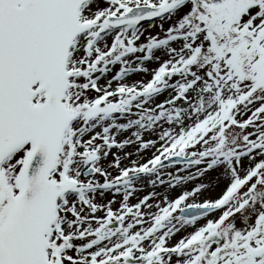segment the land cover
Masks as SVG:
<instances>
[{"label":"snow or ice","instance_id":"6c2138e0","mask_svg":"<svg viewBox=\"0 0 264 264\" xmlns=\"http://www.w3.org/2000/svg\"><path fill=\"white\" fill-rule=\"evenodd\" d=\"M0 264H264V0H0Z\"/></svg>","mask_w":264,"mask_h":264},{"label":"rangeland","instance_id":"374dc122","mask_svg":"<svg viewBox=\"0 0 264 264\" xmlns=\"http://www.w3.org/2000/svg\"><path fill=\"white\" fill-rule=\"evenodd\" d=\"M155 23H156L157 25H159V23H161V21H160V20H157ZM169 23H170V22H168V21L164 22V26H165V28L168 27ZM145 27H147V24H145ZM149 31H151V32H158V31H159V28H158V27H154V28H152V29H149ZM162 58H167V57H162ZM153 64H154V67H155V62H153ZM146 78H148V77H146ZM173 79H175V78H173ZM167 95H168V94L165 92L164 95L160 97V99H163L164 96H167ZM148 190H150V189H148L147 186L145 185V187H144V191H142V192H138L136 195H138V196H139V195H143L144 192H145V191H148ZM157 190H159V189H157ZM132 202H135V199H133ZM237 223L239 224V221H237Z\"/></svg>","mask_w":264,"mask_h":264},{"label":"bare ground","instance_id":"6f19581e","mask_svg":"<svg viewBox=\"0 0 264 264\" xmlns=\"http://www.w3.org/2000/svg\"><path fill=\"white\" fill-rule=\"evenodd\" d=\"M149 67H154V64H150ZM144 79H147L146 77H144ZM167 93V92H166ZM168 94V93H167ZM127 150V149H126ZM113 151H116V149H113ZM146 192V191H145Z\"/></svg>","mask_w":264,"mask_h":264}]
</instances>
